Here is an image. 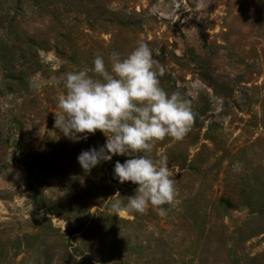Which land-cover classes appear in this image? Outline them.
<instances>
[{"label":"rangeland","instance_id":"rangeland-1","mask_svg":"<svg viewBox=\"0 0 264 264\" xmlns=\"http://www.w3.org/2000/svg\"><path fill=\"white\" fill-rule=\"evenodd\" d=\"M7 15L64 63L38 56L28 89L0 94V264H264V0H0V33ZM139 42L194 114L147 154L174 177L164 217L114 215L137 187L113 177L129 157L87 172L77 156L104 135L72 142L54 126L61 73L97 55L110 67Z\"/></svg>","mask_w":264,"mask_h":264},{"label":"clouds","instance_id":"clouds-1","mask_svg":"<svg viewBox=\"0 0 264 264\" xmlns=\"http://www.w3.org/2000/svg\"><path fill=\"white\" fill-rule=\"evenodd\" d=\"M37 54L52 72L64 63L53 51L40 49ZM154 56L146 43L139 42L125 57L113 53L110 67L97 55L91 68L64 72L55 80L64 91L57 96L60 112L54 126L72 142L87 140L96 131L105 137L102 146L81 151L77 156L80 167L90 172L114 155L129 157L114 163L113 177L137 187L126 204L120 199L112 204L114 215L144 214L152 206L164 217L167 210L162 206L173 204L177 197L167 155L154 161L147 154L165 137L183 139L194 114L180 93L169 94L160 86L162 69L157 71L159 62Z\"/></svg>","mask_w":264,"mask_h":264},{"label":"trees","instance_id":"trees-1","mask_svg":"<svg viewBox=\"0 0 264 264\" xmlns=\"http://www.w3.org/2000/svg\"><path fill=\"white\" fill-rule=\"evenodd\" d=\"M4 32L0 33V94L28 89L30 76L39 69L37 50L47 49L48 41L20 32L14 17L7 15Z\"/></svg>","mask_w":264,"mask_h":264}]
</instances>
